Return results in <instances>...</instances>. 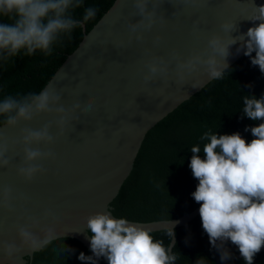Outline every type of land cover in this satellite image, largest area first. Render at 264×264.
I'll return each mask as SVG.
<instances>
[{
	"label": "water",
	"instance_id": "obj_1",
	"mask_svg": "<svg viewBox=\"0 0 264 264\" xmlns=\"http://www.w3.org/2000/svg\"><path fill=\"white\" fill-rule=\"evenodd\" d=\"M0 125V264H101L227 193L264 123V0H115Z\"/></svg>",
	"mask_w": 264,
	"mask_h": 264
},
{
	"label": "trees",
	"instance_id": "obj_2",
	"mask_svg": "<svg viewBox=\"0 0 264 264\" xmlns=\"http://www.w3.org/2000/svg\"><path fill=\"white\" fill-rule=\"evenodd\" d=\"M115 0H0V125L20 114ZM222 197L171 233L115 251L101 264H264V123L253 150ZM245 194V195H244ZM61 249L32 264H96Z\"/></svg>",
	"mask_w": 264,
	"mask_h": 264
},
{
	"label": "clouds",
	"instance_id": "obj_3",
	"mask_svg": "<svg viewBox=\"0 0 264 264\" xmlns=\"http://www.w3.org/2000/svg\"><path fill=\"white\" fill-rule=\"evenodd\" d=\"M81 27H82V30H83V27H85V26L82 24V26H81ZM85 32H86V31H85ZM81 41H82V40H81ZM244 195H245V194H244ZM233 196L235 197V195H233ZM230 198H231V197H230Z\"/></svg>",
	"mask_w": 264,
	"mask_h": 264
}]
</instances>
